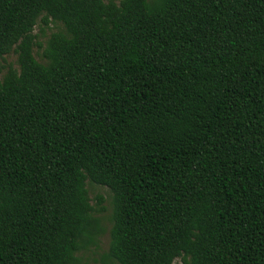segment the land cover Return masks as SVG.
<instances>
[{"label": "trees", "instance_id": "16d2710c", "mask_svg": "<svg viewBox=\"0 0 264 264\" xmlns=\"http://www.w3.org/2000/svg\"><path fill=\"white\" fill-rule=\"evenodd\" d=\"M89 183L102 264H264V0H0V264L100 249Z\"/></svg>", "mask_w": 264, "mask_h": 264}, {"label": "rangeland", "instance_id": "374dc122", "mask_svg": "<svg viewBox=\"0 0 264 264\" xmlns=\"http://www.w3.org/2000/svg\"><path fill=\"white\" fill-rule=\"evenodd\" d=\"M57 29L53 23H51L48 27L43 25L41 22L40 24L35 28V34L38 36L39 43L42 44L43 47H45L47 40L50 38L51 34L56 32ZM42 50L39 48H36V53L39 55L41 54ZM17 60V56L15 54H11L6 57V63H12L14 64ZM5 62L2 61V64ZM88 188L90 190V196L93 201V203H98V198H103V202L101 205L98 206L100 208L101 213L99 214V217L102 219L103 225L106 227L107 232L105 235L101 238V248L100 249H91L87 252H83L79 255L81 258V262L79 264H102L101 262V255L107 251L109 247L110 242V236L109 231L111 228V217H112V206H111V197L112 194L107 188L91 185L88 184ZM174 264H183L181 259H177Z\"/></svg>", "mask_w": 264, "mask_h": 264}]
</instances>
